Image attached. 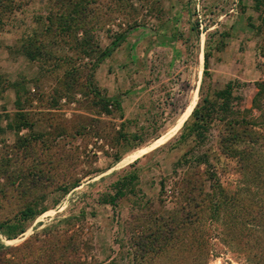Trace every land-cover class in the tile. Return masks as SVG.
I'll return each instance as SVG.
<instances>
[{
  "label": "rangeland",
  "instance_id": "374dc122",
  "mask_svg": "<svg viewBox=\"0 0 264 264\" xmlns=\"http://www.w3.org/2000/svg\"><path fill=\"white\" fill-rule=\"evenodd\" d=\"M19 3L0 29V223L13 224L30 206L38 213L12 240L0 229L2 258L15 262L24 254L28 264H60L65 254L73 264H134V253L141 252L137 241L153 223L184 219V199H175L170 188L182 178H199L194 168L173 172L187 152L207 154L223 190L217 198L246 207L240 211L251 218L262 215V111H253L256 122L242 115L249 125L235 128L246 132L232 146L238 154L223 153L220 141L228 133L218 115L204 145H173L202 98L229 81L239 84L234 95L244 100L234 110L251 107L254 84L264 80V0H94L85 23L73 19L65 34L47 27L49 14L58 12L54 0H15L13 6ZM120 33V46L93 71L92 59L75 49L79 42L85 49L84 39L110 48ZM94 89L120 109L104 114ZM21 112L29 126L16 133L12 125ZM134 134L141 142L122 141ZM132 173L139 179L133 194L114 207L103 204L114 193L112 184ZM161 180L167 188L162 204ZM197 213L189 210L192 223L179 231L178 258L168 264L201 256L196 248L203 232L209 238L206 264H251L255 253L247 254L244 244L257 236L248 241L241 233L224 234L221 222H199ZM149 257L135 264H157V256Z\"/></svg>",
  "mask_w": 264,
  "mask_h": 264
},
{
  "label": "trees",
  "instance_id": "16d2710c",
  "mask_svg": "<svg viewBox=\"0 0 264 264\" xmlns=\"http://www.w3.org/2000/svg\"><path fill=\"white\" fill-rule=\"evenodd\" d=\"M49 1V0H48ZM117 2H121V0H116ZM15 0H0V29L5 25V17L9 16L13 11H17L21 8V4H17V6H13ZM94 3V0H54L53 5L57 6L58 12H52L49 14V18L47 19V27H59L61 32L68 33L71 29L72 24H69L73 19L79 18V22L87 19V12H91L89 8ZM62 10V12H60ZM75 23V22H74ZM91 31V30H89ZM82 32L85 33V30ZM90 37H88L89 39ZM124 39V34H116L114 38H112L111 47L100 49L99 47L91 46L89 41L84 39V45H86L85 49L81 46V43L77 44L76 51L83 49L84 54L82 55L92 59L93 64L91 65L92 71L96 69L102 61H104L107 57H110L114 51L120 46ZM94 48V54L90 53L89 48ZM32 60L35 58L31 57ZM207 56H204V71L203 74L205 76L208 75L207 72ZM76 82L74 81L73 85L67 84V90L72 91ZM236 81H229L225 84V86L221 90H216L213 92L211 96H204L202 100L196 105L193 112L190 115L189 120L185 123L182 133L180 134L178 140L173 145V148L185 143L188 140H194L196 145H204L207 139L208 127L210 122L214 119L216 115L219 116V122H222L227 131L228 135H224L221 137L220 145L222 147V151L225 155L230 156V154H238V152L232 148L235 141H242L244 136H246V132L242 131V133L234 132L235 128L240 129L243 126H248L246 118L242 117L243 114L249 116L252 122H256V119L253 117V111H258L261 113L262 111V119L264 117L263 103H264V80L260 82H255L254 86L256 92L251 100V107L243 108L242 110L237 109L234 110L233 104L236 103L238 105L239 102H244L240 96L234 95L235 87L238 86ZM12 87H15V84H12ZM94 97L97 99L95 105L98 106L101 111L110 115L111 111L110 107L114 109H120L119 102H115L110 98H101L97 91L94 89ZM19 96L16 92V102L18 103ZM262 101V106H261ZM262 108V109H261ZM18 124L12 125L16 133H19L20 130L24 127H28L29 124L25 119V115L23 112L15 114ZM241 116L242 118L234 119L235 117ZM11 127V125H8ZM244 128L243 130H245ZM3 130L0 128V134ZM159 137H156L158 139ZM25 141V139L23 140ZM124 143H130V141H139L138 136L135 134L128 139L122 140ZM236 151V152H235ZM184 153L179 160L174 164L173 172L174 174L182 167H186V169L194 168L198 170L199 178L196 182L191 180H185L182 178L180 181H176L172 184L170 188L172 196L177 199L179 195L183 197L184 203L182 204V208L187 212H182V217L184 219L182 221L172 220L163 221L159 220L153 223L152 228L149 229L148 234H146L145 238L141 241H137V246H139V250H141L139 255H133V263H138V261H142L151 257L158 258L157 264L166 262L170 263L174 258H178L177 250L181 245L179 241V231L184 229L186 225H191L192 220L189 218V210L194 208L198 211L197 219L200 222L201 220H209V222L219 223L222 225V233L224 234H236L241 233L245 240H251L252 236L255 235L257 238L253 240L255 243L249 246L248 243L244 244V249L246 253H255L254 257L248 259L251 264H264V178H262V215L259 218H251L250 216L244 215L240 210H245L246 207L238 208L234 205L233 202L226 200L225 198L219 199L217 198L220 193L223 192L217 174L212 166L208 162V156L206 153H198V154H188ZM116 162L120 160L118 156L114 159ZM201 166H205L204 170H201ZM201 172H200V170ZM176 177V176H174ZM39 180L46 181L44 177H40ZM166 181L161 180L160 182V196L159 202L162 204L165 202L163 199L164 193L166 191ZM139 183L138 176L135 173L125 175L120 180H117L114 184H112V189L114 193L108 195L107 198H104L102 203L108 204L112 207L115 206L116 201L124 198L127 194H133V188L137 187ZM78 184L74 183L72 188L77 187ZM208 192H206V188ZM64 194L68 193L67 188H63ZM135 195V194H134ZM37 211L32 206L25 208L22 212H20V216L17 217L16 222L13 224H3L0 223V229L7 240L14 239L17 235H20L24 232V223L35 218L37 216ZM208 222V221H207ZM202 231V229H201ZM207 235L203 232V237H200L198 246L196 248L197 252L201 250L203 254L201 256L197 255L191 262L185 260L186 264H206L205 258L206 254L209 252L208 248V240ZM247 237V238H246ZM261 241H260V238ZM228 239L229 237H224ZM230 241V238H229ZM247 242V241H245ZM184 249L186 250V243H182ZM136 247V245H134ZM55 250V249H54ZM74 250V249H73ZM135 251V250H134ZM206 252V254H205ZM177 257H176V255ZM205 254V255H204ZM60 264H73L69 257H66L65 254H60L59 256ZM28 258L21 254L18 258V261L15 262L6 260L2 258V254H0V264H28ZM40 260V259H39ZM36 261L31 264H41V261ZM153 260V258H152ZM54 261V260H53ZM149 261V260H147ZM260 261V262H259ZM154 262H152L153 264ZM53 264V263H52ZM79 264H84L79 262ZM155 264V263H154Z\"/></svg>",
  "mask_w": 264,
  "mask_h": 264
},
{
  "label": "bare ground",
  "instance_id": "6f19581e",
  "mask_svg": "<svg viewBox=\"0 0 264 264\" xmlns=\"http://www.w3.org/2000/svg\"><path fill=\"white\" fill-rule=\"evenodd\" d=\"M191 105V104H190ZM191 109H192V106L191 107H189V108H187V110H186V113L183 115V117L184 118H182V121H184L185 119H186V117L188 116V114L190 113V111H191ZM174 130V129H173ZM174 132V131H173ZM176 132V131H175ZM163 140V139H162Z\"/></svg>",
  "mask_w": 264,
  "mask_h": 264
},
{
  "label": "crops",
  "instance_id": "0c3cea01",
  "mask_svg": "<svg viewBox=\"0 0 264 264\" xmlns=\"http://www.w3.org/2000/svg\"><path fill=\"white\" fill-rule=\"evenodd\" d=\"M186 113V112H185Z\"/></svg>",
  "mask_w": 264,
  "mask_h": 264
}]
</instances>
